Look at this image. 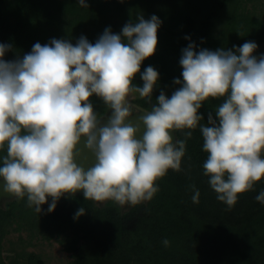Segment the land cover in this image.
<instances>
[{
  "label": "clouds",
  "instance_id": "clouds-1",
  "mask_svg": "<svg viewBox=\"0 0 264 264\" xmlns=\"http://www.w3.org/2000/svg\"><path fill=\"white\" fill-rule=\"evenodd\" d=\"M78 3L89 7L87 0ZM161 25L157 15H141L119 33L105 28L95 43L84 35L75 44L52 38L10 60L5 56L13 46L0 43L4 192L26 195L37 213L45 204L55 211L61 197L78 191L86 200L122 206L151 201L160 190L157 181L169 169L182 170L187 140L173 133L197 127L207 153L204 175L219 201L231 207L238 194L264 179V53L255 54L258 44L197 50L186 37L190 42L179 59L183 79H174L179 87L170 96L161 91L150 111H140L132 102L136 95L151 100L160 86L158 70L141 66L157 51ZM94 95L111 111L107 123L94 109ZM209 98L223 101L204 124L201 109ZM141 112L133 123L130 118ZM81 145L94 157L90 167L80 163ZM192 188V200L199 202L200 191ZM255 199L264 204V190ZM84 214L80 207L74 218Z\"/></svg>",
  "mask_w": 264,
  "mask_h": 264
},
{
  "label": "trees",
  "instance_id": "trees-1",
  "mask_svg": "<svg viewBox=\"0 0 264 264\" xmlns=\"http://www.w3.org/2000/svg\"><path fill=\"white\" fill-rule=\"evenodd\" d=\"M0 0V43L13 50L5 59L30 52L36 42L52 38L69 39L73 44L81 35L95 43L105 28L119 33L122 27L157 15L156 53L146 59L160 73L159 87L151 100L136 95L133 104L150 111L161 91L170 96L183 79L179 59L189 39L199 48L235 51L246 40L264 44V18L247 11L248 3L259 0ZM135 82L142 86L137 74ZM104 118L111 113L102 98H90ZM223 98H209L201 109L207 116ZM185 131H192L186 138ZM176 138L186 139L182 170L169 169L157 183L159 192L151 201L128 206L112 200L85 199L83 193H68L55 211L37 213L24 198L0 200V264H46L40 252L30 251L56 241L69 254L66 264H264V204L255 199L264 190V179L254 189L238 194L229 207L217 199L204 175L203 136L196 129H177ZM0 151V156L5 155ZM2 163V160H0ZM192 185L200 191L194 202ZM51 198H49V201ZM86 214L74 218L77 209ZM169 243L165 245L163 241Z\"/></svg>",
  "mask_w": 264,
  "mask_h": 264
},
{
  "label": "rangeland",
  "instance_id": "rangeland-1",
  "mask_svg": "<svg viewBox=\"0 0 264 264\" xmlns=\"http://www.w3.org/2000/svg\"><path fill=\"white\" fill-rule=\"evenodd\" d=\"M247 8V11L250 12L249 16H252L251 12H253L258 14L262 19L264 18V0H259L257 5L248 3ZM259 51L260 53H264V44L260 46ZM138 110L140 109L138 108ZM30 251L40 252L46 261V264H66L69 260V254L64 252L60 244L56 241H52V244L50 245L45 244L43 247L30 248Z\"/></svg>",
  "mask_w": 264,
  "mask_h": 264
},
{
  "label": "water",
  "instance_id": "water-1",
  "mask_svg": "<svg viewBox=\"0 0 264 264\" xmlns=\"http://www.w3.org/2000/svg\"><path fill=\"white\" fill-rule=\"evenodd\" d=\"M141 111H144V110H141ZM143 114H144L143 112H141V113H137V114H135L133 117H131L130 119L132 120L133 123H135V122H137V121L139 120V116H140V115H143ZM110 116H111V113L108 114V115L104 118L103 122H104V123H107V120H108V118H109ZM173 135H174V137L176 138L175 133H173ZM83 139H85V138H82V140H83ZM81 148H82V151H83V156H82V158H81V160H80V163H82V164L85 166V168L92 166V164L94 163V157H93L92 154L87 150L86 147H84L83 145H81ZM3 183H4L3 181H0V200H1L2 198H10V197L13 196L12 194H10V193H6V192L3 191V187H2ZM76 193H83V192H82V191H78V192H76Z\"/></svg>",
  "mask_w": 264,
  "mask_h": 264
}]
</instances>
